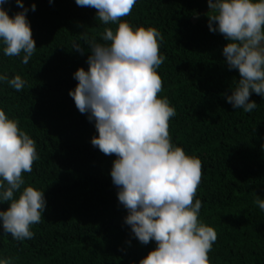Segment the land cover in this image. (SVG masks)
I'll use <instances>...</instances> for the list:
<instances>
[{"label":"trees","instance_id":"trees-1","mask_svg":"<svg viewBox=\"0 0 264 264\" xmlns=\"http://www.w3.org/2000/svg\"><path fill=\"white\" fill-rule=\"evenodd\" d=\"M36 50L23 56L4 54L0 75L19 74L25 87L16 91L0 81V109L36 142L38 159L24 173L27 186L44 191L46 209L31 226L32 239L15 240L0 221V260L10 264H139L157 245L142 244L125 222L127 209L118 200L111 170L115 155H105L91 140L95 121L81 114L69 95L74 73L89 68L87 41L102 39L105 25L97 10L76 0H23ZM35 3V11L31 10ZM10 16L23 11L16 0L3 5ZM207 0H136L128 22L134 29L154 27L160 55V98L175 109L170 120L173 146L199 158L202 181L195 199L202 201L199 220L217 232L210 264H264V96L253 92L250 113L227 102L239 80L229 69L223 48L230 41L209 29ZM200 17V18H199ZM78 43L83 54L73 48ZM10 202H0L6 211Z\"/></svg>","mask_w":264,"mask_h":264},{"label":"clouds","instance_id":"clouds-1","mask_svg":"<svg viewBox=\"0 0 264 264\" xmlns=\"http://www.w3.org/2000/svg\"><path fill=\"white\" fill-rule=\"evenodd\" d=\"M0 0V42L4 54L19 56L28 64L36 50L32 28L23 0H16L23 11L10 16ZM51 2V0H50ZM210 31L230 41L223 48L229 69H238L239 80L227 102L250 113L253 92L264 96V0H207ZM78 6L97 10V19L107 27L102 34L106 44L95 38L87 41L91 55L86 71L74 73L78 81L69 95L81 114L95 121L98 136L91 143L105 155H115L111 177L118 187V200L127 209L125 222L142 243L155 241L157 247L139 264H210L209 252L217 240L213 227L199 220L202 201L195 199L202 181L199 158L173 146L170 120L175 116L168 99L160 98L163 81L157 69L165 57L160 55L161 34L154 28H133L120 22L129 16L136 0H76ZM32 4L31 10L35 11ZM83 54L84 49L73 43ZM16 91L25 87L17 74L9 79L0 75ZM38 159L36 142L22 131L16 120L0 109V202L10 207L0 210L5 233L17 241L32 239L31 226L41 221L46 209L44 191L27 186L18 198L14 193L25 184ZM255 204L264 211V199ZM0 264H10L9 259Z\"/></svg>","mask_w":264,"mask_h":264},{"label":"rangeland","instance_id":"rangeland-1","mask_svg":"<svg viewBox=\"0 0 264 264\" xmlns=\"http://www.w3.org/2000/svg\"><path fill=\"white\" fill-rule=\"evenodd\" d=\"M200 18V17H199Z\"/></svg>","mask_w":264,"mask_h":264}]
</instances>
